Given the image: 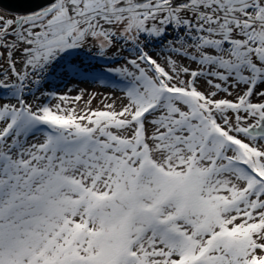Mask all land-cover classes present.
Returning <instances> with one entry per match:
<instances>
[{
  "label": "snow or ice",
  "instance_id": "1",
  "mask_svg": "<svg viewBox=\"0 0 264 264\" xmlns=\"http://www.w3.org/2000/svg\"><path fill=\"white\" fill-rule=\"evenodd\" d=\"M35 3L0 15V264H264V0Z\"/></svg>",
  "mask_w": 264,
  "mask_h": 264
},
{
  "label": "rangeland",
  "instance_id": "2",
  "mask_svg": "<svg viewBox=\"0 0 264 264\" xmlns=\"http://www.w3.org/2000/svg\"><path fill=\"white\" fill-rule=\"evenodd\" d=\"M5 12H3L2 10H0V15H4ZM122 55H127V53H122ZM92 63H99L98 61L97 62H92ZM50 84L52 85V90L55 91V92H58V93H64L67 91V89L65 88V84L64 82L60 81V80H54V81H51ZM68 87H71V88H87L88 92L90 93H100L104 96H108V95H119V92L116 91L115 93H113L112 91L110 90H107L105 89L103 86L97 84L95 86H90L88 84H81L79 86H77L76 84H69ZM119 87V85L117 86V88ZM77 93L74 91L71 93V95H76ZM89 97L88 95H85L84 99L87 100ZM53 103H55L56 101H52ZM84 103V101H81L80 102V105L82 106ZM93 108H99L101 107V96L100 95H97L96 96V99L92 101V105H91Z\"/></svg>",
  "mask_w": 264,
  "mask_h": 264
},
{
  "label": "water",
  "instance_id": "3",
  "mask_svg": "<svg viewBox=\"0 0 264 264\" xmlns=\"http://www.w3.org/2000/svg\"><path fill=\"white\" fill-rule=\"evenodd\" d=\"M36 7L35 0H0V10L9 14L27 12Z\"/></svg>",
  "mask_w": 264,
  "mask_h": 264
},
{
  "label": "trees",
  "instance_id": "4",
  "mask_svg": "<svg viewBox=\"0 0 264 264\" xmlns=\"http://www.w3.org/2000/svg\"><path fill=\"white\" fill-rule=\"evenodd\" d=\"M92 62H97V60L94 59ZM98 62L101 64L103 63V61H98ZM117 86H118V84H117Z\"/></svg>",
  "mask_w": 264,
  "mask_h": 264
}]
</instances>
